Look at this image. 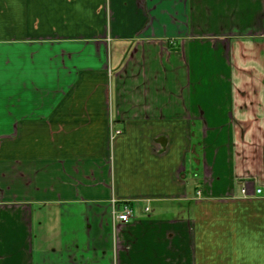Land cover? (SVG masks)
Instances as JSON below:
<instances>
[{
	"label": "crops",
	"instance_id": "crops-1",
	"mask_svg": "<svg viewBox=\"0 0 264 264\" xmlns=\"http://www.w3.org/2000/svg\"><path fill=\"white\" fill-rule=\"evenodd\" d=\"M0 264H264V0H0Z\"/></svg>",
	"mask_w": 264,
	"mask_h": 264
},
{
	"label": "built area",
	"instance_id": "built-area-1",
	"mask_svg": "<svg viewBox=\"0 0 264 264\" xmlns=\"http://www.w3.org/2000/svg\"><path fill=\"white\" fill-rule=\"evenodd\" d=\"M243 192H246V190L243 189ZM257 192L258 193L261 192V189H258ZM116 217L119 222H122V223L130 222V220L133 218L132 207L128 205L124 206L122 210H119V212H117Z\"/></svg>",
	"mask_w": 264,
	"mask_h": 264
}]
</instances>
